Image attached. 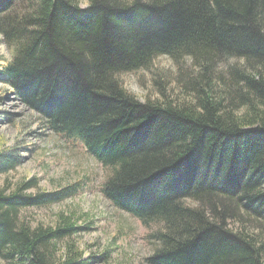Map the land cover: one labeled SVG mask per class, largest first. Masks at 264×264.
<instances>
[{
  "label": "trees",
  "instance_id": "trees-1",
  "mask_svg": "<svg viewBox=\"0 0 264 264\" xmlns=\"http://www.w3.org/2000/svg\"><path fill=\"white\" fill-rule=\"evenodd\" d=\"M81 1L0 0L12 53L0 79L108 170L100 191L114 208L158 224L147 264H264V0ZM162 55L190 62L183 100L160 88L140 101L118 75ZM19 163L13 148L0 149V174ZM34 185L0 189V259H106L68 240L56 253L92 227L63 215L32 226L21 214L76 195L79 184L27 192Z\"/></svg>",
  "mask_w": 264,
  "mask_h": 264
},
{
  "label": "rangeland",
  "instance_id": "rangeland-1",
  "mask_svg": "<svg viewBox=\"0 0 264 264\" xmlns=\"http://www.w3.org/2000/svg\"><path fill=\"white\" fill-rule=\"evenodd\" d=\"M27 5V2H24ZM16 14L23 13L26 6ZM86 0L79 2L85 7ZM11 50L0 35V68L11 60ZM230 64L234 60L229 61ZM190 62L174 63L168 56L156 57L147 68L120 73L122 86L140 101L146 97H160L158 89L174 97L182 87V76ZM220 70H225L220 68ZM189 71V70H188ZM189 99V98H184ZM13 148L20 163L7 173L0 174V189L10 190L21 181L36 178V185L27 192L52 191L77 182L80 191L61 202L47 206L31 207L21 211L25 220L36 224L54 226L61 215L71 216L78 224L92 227L64 238L56 245L60 253L63 243L75 242L85 257L97 256L107 251L108 257L91 264H147L155 246L149 234L158 226H144L129 213L114 208L100 191L108 174L82 142L66 139L48 129L44 119L26 107L15 95L11 86L0 79V149ZM253 224V223H252ZM249 230L254 229L249 226ZM0 264H5L0 259Z\"/></svg>",
  "mask_w": 264,
  "mask_h": 264
}]
</instances>
